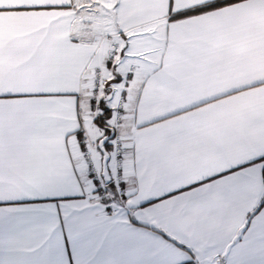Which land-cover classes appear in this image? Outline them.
<instances>
[{
  "label": "snow or ice",
  "instance_id": "obj_1",
  "mask_svg": "<svg viewBox=\"0 0 264 264\" xmlns=\"http://www.w3.org/2000/svg\"><path fill=\"white\" fill-rule=\"evenodd\" d=\"M0 264H264V0H0Z\"/></svg>",
  "mask_w": 264,
  "mask_h": 264
}]
</instances>
